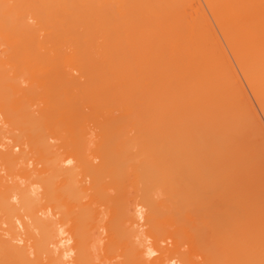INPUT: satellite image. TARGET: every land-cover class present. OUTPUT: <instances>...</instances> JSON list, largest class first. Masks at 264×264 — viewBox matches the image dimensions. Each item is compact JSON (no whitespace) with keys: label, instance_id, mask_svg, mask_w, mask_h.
Returning <instances> with one entry per match:
<instances>
[{"label":"bare ground","instance_id":"6f19581e","mask_svg":"<svg viewBox=\"0 0 264 264\" xmlns=\"http://www.w3.org/2000/svg\"><path fill=\"white\" fill-rule=\"evenodd\" d=\"M226 50L264 113V0H0V264H264Z\"/></svg>","mask_w":264,"mask_h":264},{"label":"rangeland","instance_id":"374dc122","mask_svg":"<svg viewBox=\"0 0 264 264\" xmlns=\"http://www.w3.org/2000/svg\"><path fill=\"white\" fill-rule=\"evenodd\" d=\"M220 37V36H219ZM220 40L222 41V39H221V37H220ZM223 42V41H222ZM226 52H227V54L229 53L227 50H226ZM229 55V57L231 58L230 60H231V62L233 63V65H234V67H235V70H236V72L238 73V76H239V79H240V82L241 83H243L242 84V86H243V89H244V91H242V92H245L243 95H246L247 97H248V100L246 99V101H247V104H248V101H249V105H251L250 107H252V115H253V109H254V112H255V115H256V117L258 118V122L257 123H259L260 125H257V124H255V128H257V126H259V130H257L256 129V131H254V132H256V135H258L259 134V131H260V136L258 135L257 136V139H258V137H259V139H261L260 137H263L264 138V113L262 112V110L260 109V106H259V104H258V102H257V100L255 99V97L254 96H252L253 95V93L251 92V94H250V91H249V87H248V85H247V83H246V81H245V79L243 78V76L241 75V73H240V71L238 70V68H237V66L235 65V63H234V61H233V58H232V56H231V54L229 53L228 54ZM242 86H241V88H242ZM251 103V104H250ZM254 106V107H253ZM255 115L253 116V118L255 117ZM255 117V118H256ZM255 120H257V119H255ZM261 126V127H260ZM254 128V129H255ZM254 129H252V134L251 135H253V130ZM261 129H263L262 131H261ZM258 133V134H257ZM256 135H255V138H256ZM254 138V136H252V139ZM261 139V140H258L259 141V143H260V141L261 142H263L262 140H264V139ZM254 141H256L257 142V140H254ZM256 142L254 143V144H256ZM258 142H257V144H259ZM256 144V146H258V148H260L261 149V146H259V145H261V143L259 144V145H257ZM263 145V144H262ZM263 147H264V145H263ZM262 147V148H263ZM257 148V147H256ZM264 149V148H263ZM258 150V149H257ZM258 151H261V150H258ZM263 151L264 150H262V154H264L263 153ZM260 155H261V152H260ZM260 157V156H259ZM262 159V158H261ZM263 162H264V160H263ZM264 165V164H263Z\"/></svg>","mask_w":264,"mask_h":264}]
</instances>
